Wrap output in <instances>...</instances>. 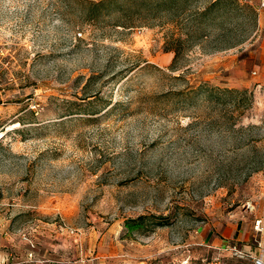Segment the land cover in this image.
Instances as JSON below:
<instances>
[{"label":"rangeland","instance_id":"1","mask_svg":"<svg viewBox=\"0 0 264 264\" xmlns=\"http://www.w3.org/2000/svg\"><path fill=\"white\" fill-rule=\"evenodd\" d=\"M88 1L0 0V264L23 251L33 258L44 236L51 264L251 260L233 245L262 259L255 1L239 0L249 7L226 11L223 23L204 20L175 60L167 48L172 33L185 37L183 15L120 26L115 12L87 18ZM223 26L238 31L214 39ZM199 84L246 98L233 109L184 95ZM139 215L148 219L128 231L125 220ZM239 230L249 237L237 241Z\"/></svg>","mask_w":264,"mask_h":264},{"label":"trees","instance_id":"2","mask_svg":"<svg viewBox=\"0 0 264 264\" xmlns=\"http://www.w3.org/2000/svg\"><path fill=\"white\" fill-rule=\"evenodd\" d=\"M246 6L241 4L239 0H89L85 13L87 18L95 19L102 13L109 14L115 12L117 16L115 23L120 26H126L127 24L132 26V24L140 20L156 19V16L163 11H166L171 21L177 24L179 16L183 15L184 19L190 24L185 37L174 36L172 33V46L167 48V51L174 53L173 60H175L182 42L186 43L190 41L194 37V33L200 29L201 23L204 20L208 21L210 27L219 22L223 23L220 19L226 11L238 12L239 9L246 8ZM251 12L254 20L256 12L253 9ZM234 23H238V21ZM220 30L221 34L214 35V39L222 40L231 37L230 34L238 31V28L237 26H223ZM205 36L207 37L208 34ZM184 95L203 97L212 104H229L231 108L237 109L244 103L246 90L199 84L196 87H188L187 93ZM145 219L148 218L144 215H139L136 218H127L124 226L128 231H134L143 226ZM157 219H162L157 223L163 224L165 218L157 217Z\"/></svg>","mask_w":264,"mask_h":264},{"label":"crops","instance_id":"3","mask_svg":"<svg viewBox=\"0 0 264 264\" xmlns=\"http://www.w3.org/2000/svg\"><path fill=\"white\" fill-rule=\"evenodd\" d=\"M254 1H255L254 2L255 3L254 8L258 14V26L261 29H264V8L260 7V0H254ZM263 79H264V75H263ZM256 220H260L259 226L261 227V230H263V231H262V233L260 232L259 235H260V238L262 239V242L264 243V213L256 215L255 221ZM254 228L255 227L253 225V229ZM254 230H256V229H254ZM235 233H236V231L234 232V234ZM246 236L249 237L248 234L245 233V231L239 230V232H237V234H236L235 239L237 241L241 240V239L243 240V239L247 238ZM51 240L52 239L49 240L48 237L44 236L43 244L41 247H37L34 250V257L33 258H30L28 256V252L23 251V252H20L18 255L13 257L12 264H51L52 263L51 262L52 261V253L51 252H52V247H53ZM63 242L64 241L61 239L60 245H58V246L63 247L64 246ZM221 242H223V241L221 240ZM253 250H254L255 254H257V253L259 254V252H257V250L260 251L259 249L254 247ZM261 251H262V253L260 256L262 257V260L264 261V246L261 248ZM228 254H229V252H228ZM241 264H255L254 263V257L251 258V260H241Z\"/></svg>","mask_w":264,"mask_h":264},{"label":"built area","instance_id":"4","mask_svg":"<svg viewBox=\"0 0 264 264\" xmlns=\"http://www.w3.org/2000/svg\"><path fill=\"white\" fill-rule=\"evenodd\" d=\"M260 7L264 8V0H260ZM259 224H260V220H256V221H255V225H254V227H255V229H256L257 231L261 230V227L259 226ZM30 245H31L32 247L34 246V243H33L31 240H30ZM229 249H230V251H232V253H233L234 255H236L237 257H240V258H248V257H250V258H252L251 255H249L248 253L242 251L241 249H238L235 245H233L232 247H229ZM28 256H29L30 258L33 256V252H32V250H30V251L28 252ZM254 263H255V264H264V261H263L261 258H255V259H254Z\"/></svg>","mask_w":264,"mask_h":264}]
</instances>
